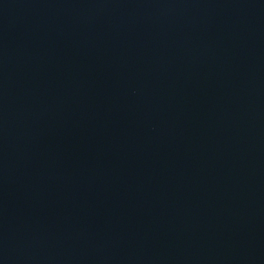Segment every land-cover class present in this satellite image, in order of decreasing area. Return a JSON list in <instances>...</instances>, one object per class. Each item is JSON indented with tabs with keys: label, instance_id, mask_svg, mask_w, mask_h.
<instances>
[{
	"label": "water",
	"instance_id": "95a60500",
	"mask_svg": "<svg viewBox=\"0 0 264 264\" xmlns=\"http://www.w3.org/2000/svg\"><path fill=\"white\" fill-rule=\"evenodd\" d=\"M0 264H264V0H0Z\"/></svg>",
	"mask_w": 264,
	"mask_h": 264
}]
</instances>
